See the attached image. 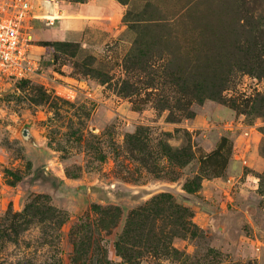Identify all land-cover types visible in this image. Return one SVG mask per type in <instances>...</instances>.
Masks as SVG:
<instances>
[{"label": "rangeland", "instance_id": "1", "mask_svg": "<svg viewBox=\"0 0 264 264\" xmlns=\"http://www.w3.org/2000/svg\"><path fill=\"white\" fill-rule=\"evenodd\" d=\"M24 1L32 70L0 73V264L119 263L139 207V264H264V0H0V16Z\"/></svg>", "mask_w": 264, "mask_h": 264}, {"label": "built area", "instance_id": "2", "mask_svg": "<svg viewBox=\"0 0 264 264\" xmlns=\"http://www.w3.org/2000/svg\"><path fill=\"white\" fill-rule=\"evenodd\" d=\"M30 5L28 1L21 4L22 12L12 18L0 16V73L12 77H24L32 70L33 62L27 50L28 34L20 31L19 20ZM26 14V12H25ZM52 22V20H50Z\"/></svg>", "mask_w": 264, "mask_h": 264}, {"label": "trees", "instance_id": "3", "mask_svg": "<svg viewBox=\"0 0 264 264\" xmlns=\"http://www.w3.org/2000/svg\"><path fill=\"white\" fill-rule=\"evenodd\" d=\"M43 45L48 47L51 45L50 41H44ZM163 197L162 195L158 196L155 199ZM154 201V200H152ZM151 201V202H152ZM150 203V202H149ZM144 209L139 207L137 210L131 211L128 215L126 227L123 229L122 234L119 236L118 240L114 243V249L116 254L122 258V261L119 263H110V264H139L135 261L134 253L135 248L139 246L140 243L135 237H130L129 233L132 229V226H138L140 221L145 217L142 212ZM141 235H138V238Z\"/></svg>", "mask_w": 264, "mask_h": 264}, {"label": "crops", "instance_id": "4", "mask_svg": "<svg viewBox=\"0 0 264 264\" xmlns=\"http://www.w3.org/2000/svg\"><path fill=\"white\" fill-rule=\"evenodd\" d=\"M49 3V2H48ZM34 18H37V16H43L46 17V19L48 20H52V22H50L51 24L54 22V20L56 19V17H58L59 15H49V14H35V15H31ZM65 27L61 30V31H56V33L58 34H62L61 37L65 38L67 36V34H70V31H68V28H82V25L84 24L83 20L80 19H71V20H64Z\"/></svg>", "mask_w": 264, "mask_h": 264}, {"label": "water", "instance_id": "5", "mask_svg": "<svg viewBox=\"0 0 264 264\" xmlns=\"http://www.w3.org/2000/svg\"><path fill=\"white\" fill-rule=\"evenodd\" d=\"M21 135L26 143L37 146L35 140L33 139V136L30 133V129L28 127L23 128Z\"/></svg>", "mask_w": 264, "mask_h": 264}]
</instances>
